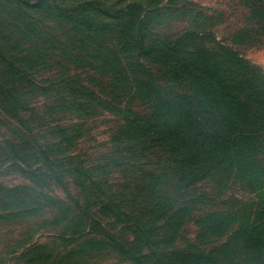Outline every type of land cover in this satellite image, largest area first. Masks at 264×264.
<instances>
[{
	"label": "trees",
	"instance_id": "1",
	"mask_svg": "<svg viewBox=\"0 0 264 264\" xmlns=\"http://www.w3.org/2000/svg\"><path fill=\"white\" fill-rule=\"evenodd\" d=\"M0 2V125L15 139L0 159L28 182L8 191L62 189L69 204L47 200L75 227L70 239L91 236L128 264H264V202L239 218L222 208L193 219L190 196L217 177L264 198V76L236 48L264 35V0L244 1L253 27L231 45L196 24L147 41L151 20L164 17L153 0ZM45 13L80 39L61 51L68 66L35 45ZM16 33L29 47L17 50ZM40 95L42 109L32 107ZM101 112L117 121L109 152L90 161L78 145ZM189 222L194 241L178 243Z\"/></svg>",
	"mask_w": 264,
	"mask_h": 264
},
{
	"label": "rangeland",
	"instance_id": "2",
	"mask_svg": "<svg viewBox=\"0 0 264 264\" xmlns=\"http://www.w3.org/2000/svg\"><path fill=\"white\" fill-rule=\"evenodd\" d=\"M59 1L70 2V6H75L78 1L84 2L85 0ZM244 1L153 0L154 11L161 14L164 9V17L158 16L151 20L149 30L144 33L147 35V41L153 42L156 36H173L196 24L204 26L208 33L213 32L215 41L231 45L232 37L235 38L239 31L245 27L249 29L253 27ZM0 6H2V2H0ZM167 10H170L172 14H166ZM6 13V9L0 8V21L5 19ZM87 14L92 18L90 12ZM46 18H48V13L42 17H36L37 20L43 19V23L39 25L38 29L35 28L38 33V43L36 42L35 45L42 54H49L48 58L51 62L55 61L62 66H68L67 62L63 60L61 51L63 52L66 46L69 49L78 47L80 39L69 30L68 25L58 24L54 20L46 21ZM210 19L212 20L209 21ZM0 32L8 31L0 29ZM29 38V35L26 37L25 34H15V47L18 51L29 47L27 44ZM258 39L257 42L250 41L244 46L236 48L241 50L247 60L254 63L264 76V35H260ZM144 44L149 46L150 43L145 42ZM51 49L60 51L54 53ZM105 83L108 82L102 81L101 86H96L94 89L102 90ZM109 94L118 97L117 99L122 98L119 91H112ZM34 98L37 100H32L31 106L41 108L45 97L40 95V97L35 96ZM139 106L140 108H134L133 104H130V108L136 112L142 111V104ZM116 121V116L101 112L92 119V122L86 124V127L91 130L78 145L80 153L83 156L86 155V157L84 156L86 159L98 160L109 152L110 135L115 129ZM3 122H6V118ZM2 125L4 124L0 125V147L4 146L3 143L6 140H15L11 136L10 130ZM0 156H2L1 151ZM4 162L5 159L2 157L0 159V264H128L124 259L106 257L105 252L101 253L97 242L94 244L90 240L91 236L86 240L79 236L73 240L70 239L69 235L75 227L67 224L65 222L66 214L59 208L57 211L55 207L51 206V200H47L50 197L58 198L69 204L70 195L66 197L65 191L62 189L55 188L52 193L45 190L44 187L39 190L40 188L36 186L32 187V192L8 191L18 188L19 185H26L28 182L15 167L11 168ZM216 178L202 182L195 191L191 192V199L196 200L195 207L197 208L191 218L196 219L201 214L213 210H224L222 208H230L239 218V215L249 212L255 203L264 202V198L258 200L255 196L249 195L242 185L230 183L225 186L216 182ZM45 183L47 184V182ZM40 193L43 195L42 198L38 197ZM237 225V222L234 223L229 230H235ZM92 228L95 230L100 227ZM196 233L197 227L193 222H189L183 228L182 238L178 243L184 239L194 241ZM95 236L98 238L97 234Z\"/></svg>",
	"mask_w": 264,
	"mask_h": 264
}]
</instances>
